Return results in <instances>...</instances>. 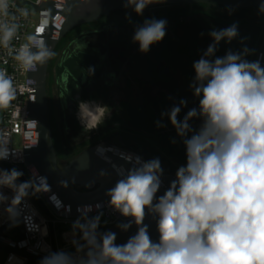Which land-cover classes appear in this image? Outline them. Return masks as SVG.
<instances>
[{"label": "clouds", "instance_id": "obj_1", "mask_svg": "<svg viewBox=\"0 0 264 264\" xmlns=\"http://www.w3.org/2000/svg\"><path fill=\"white\" fill-rule=\"evenodd\" d=\"M154 2L127 0L125 6L142 15ZM8 9L9 0H0V47L8 50L21 70L35 72L54 53L39 30L13 49L19 25L9 22ZM259 11L264 13V3ZM165 28L163 19H145L133 42L146 53L163 40ZM208 35L212 43L193 62L195 76L189 84L199 98L198 108L178 119L182 107H187L181 99L161 113L185 146L186 164L178 167L176 179L157 197L163 174L159 158L137 159L106 192L109 206L131 218L118 227L127 231L134 223L136 233L117 244L116 233L98 231L101 216H89L99 204L78 206L80 217L72 224L75 251H48L39 264H264V67L258 60L245 59L247 48L215 55L221 41L231 43L238 36L235 23ZM16 95L13 78L0 69V109L9 108ZM194 118L202 121L198 128L189 123ZM157 126L165 127L160 121ZM6 145L0 140V160L9 158ZM22 176L16 168H0V206L6 205L3 211L13 225L30 190L33 195L49 190L45 177L34 172L35 179L20 181ZM4 188L11 190V198ZM149 213L158 217L157 242L144 224Z\"/></svg>", "mask_w": 264, "mask_h": 264}, {"label": "rangeland", "instance_id": "obj_2", "mask_svg": "<svg viewBox=\"0 0 264 264\" xmlns=\"http://www.w3.org/2000/svg\"><path fill=\"white\" fill-rule=\"evenodd\" d=\"M28 8L32 10L35 15V11L31 5ZM183 15V17H182ZM263 15L262 19L255 20V17ZM155 18L157 20L163 19L166 21V35L162 41L154 43L150 46L148 52L144 53L139 50L138 43L133 42V35L138 26H141L145 19ZM230 20V21H229ZM236 24L238 27V36L227 43L221 41L216 56H224L227 51L242 52L244 48L249 49V54L245 56V59L249 61H256L259 50L264 40V13H261L258 8L243 11L241 9H225L223 7H208V6H194L187 5H166L154 7L143 11L142 15H137L135 11H122L115 13L107 18L98 28L102 30V36L116 35V39H122L124 42H129L132 45V56L134 63L129 64L136 67L153 66L147 64L146 61L150 60L155 67H152L150 73L139 71L134 82L129 90L131 97L136 102V106H154V102H162L164 108L171 109L174 105H179L181 99L187 101V107H182V110L178 116L182 119L186 112L193 107L198 106V98L190 91L192 89L189 84L193 81L195 72L193 69V62L198 60L207 46L212 43L211 37L208 33L213 29H223L232 24ZM258 25L260 30L258 35L253 28ZM110 26V27H109ZM97 27V26H96ZM85 28H94V26H86ZM76 29L72 30L71 34L65 35L58 43L51 66L49 67L48 79H47V91L50 104V114L53 123L55 143L61 153H63L61 140L58 132V113L55 98V82H54V66L58 61L63 49L72 41L77 34ZM255 32V33H254ZM101 36V37H102ZM126 40V41H125ZM127 49L121 51L122 55H128ZM140 60V61H139ZM138 61V62H137ZM141 61H144L141 63ZM141 63V65H140ZM185 64V65H183ZM138 65V66H137ZM159 68L158 74L153 73ZM192 79V80H191ZM154 82V83H153ZM129 89V88H128ZM127 91V90H126ZM124 93L112 92L109 89H99L95 94H89L83 105L82 112L79 121V130L77 137H83L84 146L88 147L105 141H115L121 144L122 142H128L133 145L141 143L142 141H151L152 135L144 133L140 128L133 127L130 123L123 125H109L108 120L115 109L118 112L123 110L118 104L119 101L124 100ZM89 107V108H88ZM99 107V108H97ZM198 108V107H197ZM92 111H90V110ZM86 112L88 113V119H85ZM150 117H154L153 114H148ZM150 122V120H149ZM202 121L199 118L193 119V126L199 127ZM88 125V126H87ZM20 145V143L18 144ZM138 152V151H136ZM145 157V156H144ZM168 158L167 156H164ZM163 163V168L169 172L171 169L173 173L179 166L185 165L174 159H169V163ZM36 206L41 209L42 213L47 218H56L60 220V217L52 215L43 204L41 200L31 197ZM76 218H71L67 224L58 225V233L62 230H71L72 224ZM103 220L101 217L100 221ZM100 229H107V227L99 226ZM98 228V229H99ZM12 238L16 239L20 236V229H14L9 234ZM70 251H75L72 248ZM5 255L0 253V264H2Z\"/></svg>", "mask_w": 264, "mask_h": 264}, {"label": "water", "instance_id": "obj_3", "mask_svg": "<svg viewBox=\"0 0 264 264\" xmlns=\"http://www.w3.org/2000/svg\"><path fill=\"white\" fill-rule=\"evenodd\" d=\"M210 3L226 7L228 9H243L259 7L264 0H157V2L149 4L144 10L151 9L161 5H187L194 3ZM58 3H63L62 9L57 11ZM127 0H44L38 10H47L50 13V21L46 27V32L42 36L50 50L55 51L60 40L75 28L95 22L102 16H109L111 13L119 11H134L132 7H126ZM62 19V24L57 23L58 19ZM35 51V49H33ZM51 58L42 66H38L37 71L31 72V78L35 80L36 94L34 101L29 102V118L36 122V145L28 151L30 156L26 165L32 163L40 177H45L47 183L51 186L53 193L58 195L64 204L72 205L74 213L69 214L70 218H79L80 213L77 212L78 206L101 203L102 205L109 202L106 192L114 187L115 183L127 174V170L132 168L137 159L148 161L143 155L113 145L109 142H101L82 152L75 160L71 162L64 170H60L57 165V158L53 143L50 139V126L48 120V91L47 79ZM82 58H72L64 62L63 65L55 67V75L57 78H64L69 68L80 66ZM259 61L264 67V40L259 50L256 61ZM73 74H75L73 72ZM31 178L35 179L33 175ZM176 179V175L169 174L163 169L161 176V187L157 192V197L164 194L170 183ZM38 183V181H37ZM75 184L85 188L81 191L74 187ZM50 202L49 197H46ZM53 207V206H52ZM54 209V207H53ZM60 215L59 213H57ZM65 216L63 212L61 214ZM90 216V214H89ZM131 218L127 219L128 222ZM157 218L150 213L146 214L144 224L148 226L151 239L157 242L159 233L157 231ZM118 223L107 228L104 232L116 233L117 244L125 243L128 238L137 231V226L133 223L131 228L123 231ZM17 226L21 230V237L24 233L22 222L17 221L0 229V250L2 252H15L23 257L28 258L34 263H39L43 256L30 251L26 247H21L18 243H10L2 238L4 232L9 228Z\"/></svg>", "mask_w": 264, "mask_h": 264}, {"label": "built area", "instance_id": "obj_4", "mask_svg": "<svg viewBox=\"0 0 264 264\" xmlns=\"http://www.w3.org/2000/svg\"><path fill=\"white\" fill-rule=\"evenodd\" d=\"M44 0H9V13L7 18L9 22H14L19 25L16 38L11 42L13 49H18L19 45L26 42V38L29 34L36 33L39 30L41 36L46 32V27L50 21V13L47 10H38L36 7H41ZM31 5L35 11V15L31 9L28 8ZM63 3H58L56 6L57 11L62 9ZM15 16V20L11 19ZM0 19H3L0 17ZM57 23L62 24V19L59 18ZM0 69H5L13 78L14 85L17 88L16 99L11 102V105L7 109H0V140L7 143L10 155L6 160H0V168L10 169L16 168L23 172V175L27 180L31 178L30 174L39 175L36 167L29 163L26 165L27 159L30 157L28 151L33 149L36 145V122L29 118V102L34 101L36 94L35 80L31 78V71H23L19 68L13 56L9 54L7 49L0 47ZM20 143V145H18ZM47 192L35 193L33 196L41 200L46 206L47 210L52 214L60 217L47 218L39 209L31 196L29 195L21 206V216L18 221L22 222L24 233L16 239L12 238L9 234L14 229H19L17 226L9 228L3 233L2 238L10 243H18L21 247H26L30 251L44 256L48 251L64 250L67 252L73 248L71 243L73 236L71 230H62L58 233V225L67 224L71 219L69 214L74 213L72 205H66L62 202L58 195L53 193L51 186ZM3 192L9 198L13 195L11 190L4 188ZM46 197H49L50 202ZM99 208H93L90 217L100 215L103 220L100 221V226L112 227L118 223L125 222L127 219L123 217L119 212L109 206V202L102 205L101 203L90 204L97 205ZM54 209H53V207ZM6 205L0 206V229L6 227L12 222L9 220L7 214L3 211ZM70 207V210H69ZM65 216H62V213ZM59 213L60 215H58ZM78 219V218H76ZM75 221V220H74ZM79 239V234H77ZM5 257L2 264H39L30 261L28 258L21 256L15 252H2ZM11 258V259H10Z\"/></svg>", "mask_w": 264, "mask_h": 264}, {"label": "flooded vegetation", "instance_id": "obj_5", "mask_svg": "<svg viewBox=\"0 0 264 264\" xmlns=\"http://www.w3.org/2000/svg\"><path fill=\"white\" fill-rule=\"evenodd\" d=\"M120 12L122 11L111 13L109 16H102L95 22L75 28L77 34L63 49L58 61L54 66L55 74V67L57 65L61 66L67 60L75 57H84V60L81 62L80 66H77L76 68H69L68 72L65 71L64 74H66V76L64 75V78H57L56 75L54 77L56 91L55 98L58 113V132L61 140V147L64 151L63 153L59 151L55 143L53 123L50 114V104L48 105L50 139L54 146L57 165L60 170H64L67 166H69L71 162L75 160L82 152L94 147L101 142H109L118 147L134 151L130 145L128 146L129 143L127 142H122L119 144L108 139L86 147L84 146V140L86 138L84 139L83 137H77L80 125L79 119L81 115V107L83 108V105L81 106V104H84L89 94H96L99 89H104L105 87V89H109L112 92L119 91V93H124L123 97H121L124 98V100L119 101V105L122 101H130V85H133L134 82L132 81L136 78V75L140 73V70L143 71L141 74L148 71V73H150L151 68L155 67L152 62H156L157 60L152 62L150 60H148V62L146 61L147 64L151 63L153 65L151 67L146 65L141 68L138 65V67L134 65L131 67L129 64H133V58L135 59V57L132 56V53L134 54V52L132 51L131 43L128 41L124 42L123 38L116 39L117 37L115 34H111L105 38L102 36V30L98 28V25L103 23L100 21L103 18H109L113 14ZM92 25L94 28H85L86 26ZM124 49H127L128 55L121 54V51H124ZM52 59L53 56L51 57L49 67L51 66ZM142 62L144 61H141V63ZM136 68L139 70L138 72L136 71ZM155 69L157 70L153 71V73L158 74L160 69L157 67ZM73 72L75 74H73ZM116 111L117 109L113 111L112 115ZM84 117L88 119L87 112L86 116ZM137 153L141 154L140 152ZM74 187L81 191H86L85 188L78 184H75Z\"/></svg>", "mask_w": 264, "mask_h": 264}, {"label": "trees", "instance_id": "obj_6", "mask_svg": "<svg viewBox=\"0 0 264 264\" xmlns=\"http://www.w3.org/2000/svg\"><path fill=\"white\" fill-rule=\"evenodd\" d=\"M191 5L208 6V7H213V6L223 7V6H218V5H214L210 3H202V2L194 3ZM223 8L228 9L226 7H223ZM252 9H256V8H247V9H241V10L248 11ZM262 17L263 15L261 16L259 15L255 17V20L262 19ZM106 19L107 18H103L100 22H104ZM253 30L256 32V33L254 32L255 33L253 35V38H254L256 34L258 35L260 28L258 25H256L253 28ZM71 32H69L68 34H71ZM192 93H193V90L190 91V94ZM198 102H199V98H198ZM153 105L154 106H141V107L139 106L138 107V106H133L129 100L122 101L120 104V108L123 110V114L122 112L120 113L118 111L114 112L112 117L108 120V124L109 125H123L125 123H130L133 127L140 128L144 133L152 135V137H150L151 139L150 142L140 140L141 143L139 142L136 145L129 143L128 146L130 145L134 151L140 152L143 156H145L147 160H151L153 158H159L162 169H165L163 168L162 162L169 163V159H174L180 163L186 164L185 146L182 142V138L177 135L175 128L171 125L167 116L161 115V113L167 112L170 109L167 107L165 109L162 102L160 103L154 102ZM149 113L153 114L154 117L152 118L148 116ZM199 120L201 121L200 118ZM157 121L162 122L165 125V127H158ZM189 123L193 125V120H191ZM193 127L198 128L197 126L196 127L193 126ZM173 141H175V143H173ZM164 156H167L168 158ZM168 173H173V171L170 169ZM20 181H26L24 175L20 178ZM20 181H18V183ZM30 196L33 198H36L33 196V194H31V190H30ZM105 230L106 229H100V228L98 229V231L101 233H103Z\"/></svg>", "mask_w": 264, "mask_h": 264}, {"label": "crops", "instance_id": "obj_7", "mask_svg": "<svg viewBox=\"0 0 264 264\" xmlns=\"http://www.w3.org/2000/svg\"><path fill=\"white\" fill-rule=\"evenodd\" d=\"M130 97V103L133 105V106H136V102L134 101V99L131 97V95L129 96ZM160 103V102H159Z\"/></svg>", "mask_w": 264, "mask_h": 264}]
</instances>
